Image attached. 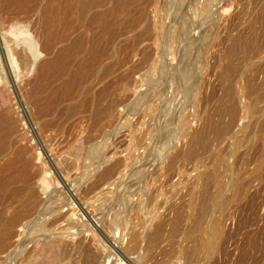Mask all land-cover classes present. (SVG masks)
Here are the masks:
<instances>
[{
	"label": "rangeland",
	"instance_id": "obj_1",
	"mask_svg": "<svg viewBox=\"0 0 264 264\" xmlns=\"http://www.w3.org/2000/svg\"><path fill=\"white\" fill-rule=\"evenodd\" d=\"M0 35V264H264V0H0Z\"/></svg>",
	"mask_w": 264,
	"mask_h": 264
},
{
	"label": "bare ground",
	"instance_id": "obj_2",
	"mask_svg": "<svg viewBox=\"0 0 264 264\" xmlns=\"http://www.w3.org/2000/svg\"><path fill=\"white\" fill-rule=\"evenodd\" d=\"M203 1H204V0H203ZM196 5H197V4H196ZM50 23H51V21H50ZM196 23H197V22H196ZM186 24H187V23H186ZM192 24H193V23H192ZM194 26H195V24H194ZM194 26H193V27H194ZM188 27H189V28H188ZM190 27H192V26H188V25H186V27H184L183 30L186 31V32H189V31H190V30H189ZM192 32H194V28L192 29ZM0 36H1V35H0ZM28 38H29V37H28ZM4 39H5V38H4ZM233 40H234V39H233ZM235 41H236V40H235ZM2 43H3V42H2ZM28 43L30 44L31 42H28ZM28 43H27V44H28ZM35 43H36V42H35ZM35 43H34V44H35ZM194 44H195V43H194ZM235 44H236V42H235ZM35 45H36V44H35ZM35 45H33L32 43H31L30 45H28V46L30 47L31 53H33V54H32V55L34 56L33 59H34L36 56H38V55H35V54L37 53V51H36V49H35V48H36ZM28 46H27V47H28ZM229 47H230V46H229ZM44 48L47 49V50H49L50 48H52V44H50L49 42H46ZM235 48H236V47L233 46V48H231V50L229 51V53H232L233 50H234ZM28 49H29V48H28ZM37 49H38V48H37ZM7 50H8V49H6V51H7ZM10 51H11V50H10ZM29 52H30V51H29ZM39 52H40V51H39ZM67 52H68V49H67ZM9 53H10V52H9ZM12 53H14V52H12ZM69 53H70V52H68L67 55H69ZM39 54H40V53H39ZM94 54H97V51H96V52H93V53H90V54L88 55V57H92ZM32 55H31V58H32ZM64 55H65V53H64ZM9 56H10V55H9ZM9 56H8V57H9ZM11 57H12L11 59H13V55H12ZM14 57H15V56H14ZM37 58H38V57H37ZM14 59H16V58H14ZM14 59H13V60H14ZM33 59H32V60H33ZM13 60H12V61H13ZM230 60H232V59H230ZM12 61H11V62H12ZM234 62H236V61H234ZM14 63H16V60H15ZM14 63H13V64H14ZM17 63H18V62H17ZM16 65H17V64H15V66H16ZM183 65H184V64H183ZM183 65H182V66H183ZM233 65H234V64H233ZM233 65L230 64V62H229V63H226V64L223 66V68H222L223 71H222V74H221L222 78L226 77L227 75H228V77H229V75H233V74L236 72V70L234 69ZM11 67H12V66H11ZM39 67H40V69L43 67V68H42L43 73L41 72L42 74L45 73V74H49V75H46V76H48V77L51 76L50 73L48 72V71L51 69V67H50V68H49V67H46L44 64H41ZM15 70H16V69H15ZM50 72H51V71H50ZM104 72H105V71H104ZM37 73H39V72L37 71ZM241 73H242V72H241ZM42 74H41V75H42ZM45 74H44V75H45ZM104 74H105V73H104ZM56 75H57V74H56ZM46 76H45V77H46ZM57 76H58V75H57ZM104 76H105V75H104ZM176 76H177V75H176ZM42 77H43V75H42ZM71 77H72V76H71ZM71 77H70V78H71ZM100 77H101V75H100ZM37 78H38V77H37ZM43 78H44V77H43ZM50 78H53V77L51 76ZM50 78H49V81H50ZM39 79H40V77H39ZM73 79H74V78H73ZM40 80H41V79H40ZM40 80H39V85H40V82H41ZM45 80H46V79H45ZM47 80H48V79H47ZM37 81H38V80H37ZM43 81H44V79L42 80V82H43ZM69 81H70V82H68V83L65 85V87L67 88V89H66L67 93H69V96L71 97L72 94H73V90H72V89H73V80L70 79ZM239 81H240V79L237 80V84H238V86L234 89V92H235V94H236V98L238 99V102L241 103V102H242V101H241V97H244V96H245V97H246V96H247V97L250 96V97H251L250 99H252V97H254L253 95H255L256 89H255L254 87H248L246 84H243L242 82L240 83ZM51 82H52V81H51ZM44 83H46V82L44 81ZM41 84H42V86H43V83H41ZM35 85H36V84H35ZM47 85H48V84H47ZM49 85H51V83H49ZM49 85H48V86H49ZM230 85H231V84H230ZM36 86H37V85H36ZM48 86H45V85H44L43 87H45V90H46V89H47L46 87H48ZM231 86H232V85H231ZM50 87H51V86H49V88H50ZM38 88H39V87H38ZM40 88H41V87H40ZM49 88H48V89H49ZM230 88H231V87H230ZM43 89H44V88H43ZM37 90H38V92H39V89H37ZM37 90H36V91H37ZM41 90H42V89H41ZM41 90H40V91H41ZM49 90H50V89H49ZM64 90H65V88H64ZM232 90H233V87H232ZM90 91H91V90H90ZM93 91H94V88H93ZM46 92H48V91H46ZM44 93H45V92H44ZM88 94H90V92H89ZM56 95H57V94H56ZM66 95H68V94H66ZM54 96H55V95H54ZM89 96H91V95H89ZM196 96H197V95H196ZM55 97H56V96H55ZM91 98H92L91 100H93V101L95 100V99H93V97H91ZM194 98H196V97H194ZM257 98H258V97H257ZM51 99H52V97H51ZM89 99H90V98H88V99H84L82 102H83V103H89ZM255 99H256V98H253V100H255ZM91 100H90V102L92 103ZM256 100H258V99H256ZM100 102H101V101H100ZM253 102H254V101H253ZM253 102H252V103H253ZM97 104H98V103H97ZM97 104H96V108H97ZM241 104H242V103H241ZM93 105H95L94 102H93ZM77 106H78V105H77ZM242 107H243V105L241 106V108H242ZM244 107L247 108L246 106H244ZM250 108H251V107H250ZM250 108H249V111H248L249 113H250ZM71 109H72V107H71ZM75 109H76V108H75ZM227 111H228V110H227ZM232 111H233V110H232ZM234 111H235V110H234ZM234 111H233V112H234ZM241 111H244V109L241 110ZM251 111H252V110H251ZM257 111H258V110H257ZM230 112H231V111H230ZM233 112H232V113H233ZM244 112L247 113L246 109H245ZM237 113H238V112H237ZM242 113H243V112H242ZM234 114H235V113H234ZM234 114H233V115L231 114V119H232V116H234ZM251 114H253V113H251ZM242 116H243V115H242ZM246 116H247V115H246ZM248 116H250V114H249ZM235 117H236V115H235ZM235 117H234L231 121H233V120L235 121V119L237 118V117H236V118H235ZM206 123H207V122H206ZM220 123H221V122H220ZM188 125H189V124H188ZM185 126H186V125H185ZM214 126H216V125H214ZM185 128H187V126H186ZM185 128H184V129H185ZM187 129H188V128H187ZM222 129H223V127H221V125H220V126H217V127L215 128V130H217V131H221ZM185 131H187V130H185ZM222 131H223V130H222ZM187 132H188V131H187ZM190 132H194V131L190 130ZM196 132H197V131H196ZM196 132H194L195 134H193V135H194V136H197V138H198V135H199V134H197ZM198 133H199V132H198ZM217 133H218V132H217ZM219 133H220V132H219ZM219 133H218V134H219ZM188 134H189V133H188ZM196 134H197V135H196ZM200 134H201V133H200ZM221 134H222V133H221ZM186 136H187V135H186ZM188 136H189V135H188ZM200 136H201V135H199V137H200ZM190 137H191V136H190ZM220 137H221V136H220ZM187 143H188V142H187ZM184 150H185V149H184ZM187 151H188V150H187ZM23 152H24L23 148H20V150H19L18 153H19V154H22ZM190 152H191V150H190ZM190 152H186V151L184 152V151H182V150H178V149H177L176 151H174V154L172 153V156H173V155H174V156H175V155H182V156H184V157H189L188 155H191ZM192 152H193V151H192ZM192 156H193V155H192ZM189 158H190V157H189ZM189 160H190V159H189ZM80 179H81V178H80ZM42 184H43V183H42ZM47 184H48V183H47ZM43 185H44V184H43ZM46 186H47V185H46ZM239 191H240V190H239ZM235 195H236V194H235ZM209 200H210V199H209ZM204 203H205V202H204ZM204 203H203V204H204ZM203 204H202V205H203ZM201 207H202V206H201ZM204 208H205V207L203 206V207L201 208V209H202L201 211H203ZM12 219H13V218H12ZM136 222H137V221H136ZM159 222H160V221H159ZM159 222H158V223H159ZM154 223H155V222H154ZM158 223H157V220H156V224H155V226H157ZM160 223H161V222H160ZM160 225H161V224H160ZM160 225H158V226L160 227ZM210 227H211V226H210ZM156 228L159 229L158 227H156ZM131 230H132V229H131ZM211 230H212L211 232H212L213 235H215L216 233H218V231H217L218 229L216 228L215 224H214V226L212 227ZM158 231H159V230H157V232H158ZM157 232H156V230H155V233H157ZM211 232H210V233H211ZM134 233H135V232H134ZM212 234H211V237H210V238L213 237ZM127 235H128V234H127ZM130 235H131V234H130ZM121 236H122V235H121ZM130 237H131V236H130ZM156 238H157V237H156ZM209 241L212 242V239H211V240L208 239V243H209ZM98 242H99V241H98ZM209 245H211L212 248H213V244H209ZM209 248L211 249V247H209ZM186 255H187V254H186ZM98 258H99V257H98ZM92 261H93V260H92ZM92 261H91L90 263H92ZM90 263H88V264H90Z\"/></svg>",
	"mask_w": 264,
	"mask_h": 264
}]
</instances>
